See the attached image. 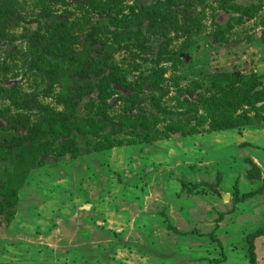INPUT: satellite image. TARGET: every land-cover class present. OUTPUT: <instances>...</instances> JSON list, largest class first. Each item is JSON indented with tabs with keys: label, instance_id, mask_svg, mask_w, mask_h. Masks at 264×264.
Masks as SVG:
<instances>
[{
	"label": "rangeland",
	"instance_id": "1",
	"mask_svg": "<svg viewBox=\"0 0 264 264\" xmlns=\"http://www.w3.org/2000/svg\"><path fill=\"white\" fill-rule=\"evenodd\" d=\"M93 1L14 0V20L10 26L6 19L0 23V95L16 88L26 100L45 88L31 35L66 19L78 30L82 66L76 72L67 67L72 75L61 76L56 90L82 87L77 108L82 116L98 102L100 83L111 84V104L117 96L139 94L136 114L153 113L149 97L166 91L167 111H176L181 96L192 102L199 94L211 97L202 89L189 93L193 83L210 75L264 77V0ZM157 2L169 16L150 17L147 7ZM102 42L110 51L94 52ZM177 51L182 64L172 57ZM107 55L121 69L117 75L107 66L95 73L83 70ZM157 83L161 89L155 92ZM10 104L0 96V129L7 125L4 111H17ZM39 105L63 109L46 97L31 99L27 109ZM259 107L240 106L235 116H249L257 122L254 128L188 138L176 134L102 153L86 154L88 138L75 134L80 157L70 152L43 158L45 166L33 171L21 191L13 222L0 217V264H251L252 247L256 263L264 264V236H258L264 228ZM124 109L119 103L109 114L116 117ZM36 113L35 122L41 116ZM223 119L233 118L228 112ZM90 139L93 148L98 140ZM15 153L0 161V201L14 162H24Z\"/></svg>",
	"mask_w": 264,
	"mask_h": 264
},
{
	"label": "trees",
	"instance_id": "2",
	"mask_svg": "<svg viewBox=\"0 0 264 264\" xmlns=\"http://www.w3.org/2000/svg\"><path fill=\"white\" fill-rule=\"evenodd\" d=\"M109 1L112 0H107V2L100 0L102 4H107ZM222 1L227 2L228 0ZM41 2L68 4L67 0H41ZM91 2L94 3L93 0H90V5L93 4ZM4 4L1 5L0 23L6 19L7 22L9 21L8 26H10L11 20H14L16 15L14 0H4ZM147 9L148 13L151 12L150 17L155 18L159 14L160 16H169L167 15L169 10L164 9L161 2H157ZM5 27L7 26L5 25ZM0 29H3L1 24ZM94 29V33H96L97 29ZM77 32L76 26H73L66 19L49 26L45 33L41 31L31 33V50L41 62L37 68L42 73L40 75L42 76L41 85H44L45 88L41 91H34L33 95L28 94L32 96H26V98L29 97L26 100L21 98L20 92L16 88L4 89L5 91H2V95H0L17 110L4 111L7 125L0 129V161L8 160L12 151L16 152L15 158L24 160V162H19V160L14 162V171H10L11 174H9L8 179L9 188L4 187L6 191L3 192V198L0 201V217L4 216L8 223L15 219L16 207L27 180L33 171L45 166L46 163L43 158L55 156L59 159L70 152L76 158L80 157L82 150L75 134L81 135L83 139L88 138L86 142L88 147L85 153L92 154L94 152L102 153L101 151L104 152L105 150L110 151L125 145L151 144L160 140H169L172 135L176 134H182L188 138L203 133L212 135L218 132L254 128L257 122L253 125L254 121H251L249 116L235 117L240 106L255 108L261 105L256 116L264 124V77L258 74H235L224 80L210 75L202 78L199 84L193 83L189 93L202 89L210 93L211 97L207 98L204 94H199L197 101L192 102L188 99L189 97L180 99L181 96L178 99L176 111H167L162 104L163 97L170 93V91H166L159 98L156 94L149 97L148 100L155 110L153 113L138 111L136 114L133 112H135L136 105L140 100L139 94L136 96L133 94L130 97L117 96L115 103L111 104L110 100L115 95L111 84L109 82L100 83L98 102L90 103L85 115H79L77 108L84 95L81 93L82 87H77L76 84L70 85L67 93L56 90V85L61 82V80L59 81L60 77L65 76V73H71L67 67L75 71V67L82 66L80 62L82 56L78 51L80 36L76 35ZM91 38L95 39V36L91 34ZM102 43L103 47L94 49V52L105 51L106 53L110 51L106 50L111 49L107 43ZM107 56V59H101V64L98 62L89 63L83 70L88 69L89 72L95 73L99 66H107L114 70L112 76L117 75L121 69L113 63L112 55ZM172 57L181 63L178 51L173 52ZM152 72L154 76L160 73ZM77 73H79L77 76L82 74V72ZM238 80L240 81L239 86L237 85ZM115 81L120 83V77H117ZM159 85L157 83L154 87L155 92L161 89ZM209 87L213 89H209ZM39 97L53 98L56 105L62 106L63 109L59 111L51 109L50 106L41 105L33 110L27 109L31 99L38 100ZM119 103H122L125 109L116 117L110 116L109 112ZM200 108L204 109L203 114ZM36 111H39L41 116L35 122ZM11 112L13 114L9 115ZM228 112L233 118L231 122L229 119H223V115ZM174 117L178 119L174 120ZM165 123L167 124L165 128L160 129V126ZM91 137L98 140L93 148H90L93 144ZM121 137L124 138L120 139ZM258 236H264V228L258 232ZM256 262V255L252 247L251 264H257Z\"/></svg>",
	"mask_w": 264,
	"mask_h": 264
},
{
	"label": "water",
	"instance_id": "3",
	"mask_svg": "<svg viewBox=\"0 0 264 264\" xmlns=\"http://www.w3.org/2000/svg\"><path fill=\"white\" fill-rule=\"evenodd\" d=\"M86 208H88V209H89V207H86ZM88 209H87V210H88Z\"/></svg>",
	"mask_w": 264,
	"mask_h": 264
}]
</instances>
